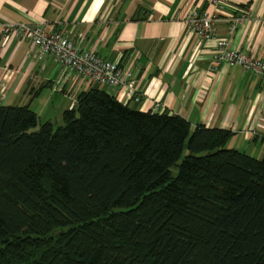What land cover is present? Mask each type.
Listing matches in <instances>:
<instances>
[{"label":"trees","instance_id":"obj_1","mask_svg":"<svg viewBox=\"0 0 264 264\" xmlns=\"http://www.w3.org/2000/svg\"><path fill=\"white\" fill-rule=\"evenodd\" d=\"M63 119L0 106V264H264V156L231 130L98 85Z\"/></svg>","mask_w":264,"mask_h":264},{"label":"crops","instance_id":"obj_2","mask_svg":"<svg viewBox=\"0 0 264 264\" xmlns=\"http://www.w3.org/2000/svg\"><path fill=\"white\" fill-rule=\"evenodd\" d=\"M188 8L215 12L217 38L264 60V0H0V23L42 25L78 39L83 48L132 72L140 100H121L125 88L101 87L122 103L180 115L191 132L199 126L231 130L228 148L262 158L264 81L237 65L213 62L217 41L189 30ZM245 9L249 14L231 35L230 18ZM94 86L32 40L14 32L5 38L0 31L4 105H29L41 122L54 123ZM157 103L162 107L154 110Z\"/></svg>","mask_w":264,"mask_h":264},{"label":"built area","instance_id":"obj_3","mask_svg":"<svg viewBox=\"0 0 264 264\" xmlns=\"http://www.w3.org/2000/svg\"><path fill=\"white\" fill-rule=\"evenodd\" d=\"M215 4L218 5V1H215ZM242 12L241 15L233 16L229 20L231 35L249 14L247 9ZM184 16L192 33L204 40L215 39L217 41V51L213 56V62L226 66L237 65L264 81V60L250 56L242 50L232 49L227 39L217 38L216 24L219 18L215 12L188 8ZM0 31L5 38L9 33L14 32L22 39L32 40L42 52L51 54L58 62L77 72L90 84L117 88L118 90L125 88L126 93L124 95L119 94L123 101L132 98L140 100L135 78L131 71L121 67L117 62L101 57L93 50L83 48L78 39L74 40L62 32L42 25L24 22H2L0 23ZM83 36L84 34H80L79 37L82 38ZM3 101L4 97L0 96V106ZM161 107L157 103L154 110H159Z\"/></svg>","mask_w":264,"mask_h":264},{"label":"rangeland","instance_id":"obj_4","mask_svg":"<svg viewBox=\"0 0 264 264\" xmlns=\"http://www.w3.org/2000/svg\"><path fill=\"white\" fill-rule=\"evenodd\" d=\"M65 122H64V120L62 119V118H55V120H54V125H55V127H58V126H60V125H63ZM188 153V151H187V149L184 151V155H183V157L186 155ZM182 162V159L179 161V164ZM171 171H172V174L174 175V176H176L177 174H178V165H176V166H173L172 168H171Z\"/></svg>","mask_w":264,"mask_h":264}]
</instances>
